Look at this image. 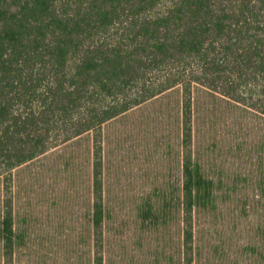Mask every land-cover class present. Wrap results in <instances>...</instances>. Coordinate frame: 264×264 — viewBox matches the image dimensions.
Returning <instances> with one entry per match:
<instances>
[{"label":"trees","instance_id":"1","mask_svg":"<svg viewBox=\"0 0 264 264\" xmlns=\"http://www.w3.org/2000/svg\"><path fill=\"white\" fill-rule=\"evenodd\" d=\"M172 91L180 183L158 192L157 207L145 198L137 220L165 233L174 216V254H158L164 264H193L200 213L222 200L221 180L191 151L199 109L234 115L238 125L253 121L262 137L248 187L264 194V0H0V264H16L29 243L30 218L18 205L21 168L90 134L91 264H112L101 252L119 217L103 196L99 131ZM259 204L243 250L253 264H264Z\"/></svg>","mask_w":264,"mask_h":264},{"label":"rangeland","instance_id":"2","mask_svg":"<svg viewBox=\"0 0 264 264\" xmlns=\"http://www.w3.org/2000/svg\"><path fill=\"white\" fill-rule=\"evenodd\" d=\"M174 97L176 92L145 104L99 131L103 196L109 200L113 216L119 217L109 234L110 248L101 252L104 261L164 264L158 254L161 248L174 254L178 242L174 216L165 233L164 227L162 231L143 227L137 220L138 207L145 198L150 197L157 207L158 192L168 183L174 187L180 183L173 112L178 108L173 101L168 103ZM204 107L195 117L191 151L195 157L201 156L206 169L221 180L222 200H217L215 211L200 213L194 244L199 250L193 264H253L256 262L249 252L243 250L253 236L252 207L256 202L264 206V194L256 198L248 187L249 181L257 180L249 174L262 133L251 126L253 121L238 119V125L236 119L232 121L234 115L225 117L224 111L211 112L209 106ZM92 147L93 134L84 135L48 151L19 171L22 188L18 205L31 223L29 243L21 246L16 264H91L93 237L86 201L91 196ZM243 204H247L245 214ZM157 255L160 262L154 260Z\"/></svg>","mask_w":264,"mask_h":264}]
</instances>
